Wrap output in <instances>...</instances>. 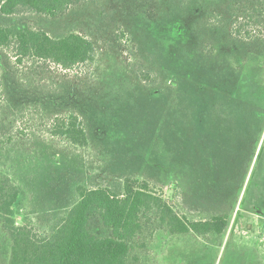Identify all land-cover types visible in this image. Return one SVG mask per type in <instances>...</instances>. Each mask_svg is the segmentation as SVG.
Segmentation results:
<instances>
[{
  "label": "rangeland",
  "instance_id": "1",
  "mask_svg": "<svg viewBox=\"0 0 264 264\" xmlns=\"http://www.w3.org/2000/svg\"><path fill=\"white\" fill-rule=\"evenodd\" d=\"M192 9L91 0L55 18L0 13V26L77 34L95 47L93 62L69 70L0 48V172L23 190L18 223L47 235L78 186L135 178L190 221L229 217L220 236L154 233L143 264H264V128L252 115L264 111V59L213 41ZM71 114L84 148L55 135ZM90 231L109 235L99 219ZM8 255L0 233V264Z\"/></svg>",
  "mask_w": 264,
  "mask_h": 264
},
{
  "label": "trees",
  "instance_id": "2",
  "mask_svg": "<svg viewBox=\"0 0 264 264\" xmlns=\"http://www.w3.org/2000/svg\"><path fill=\"white\" fill-rule=\"evenodd\" d=\"M79 1L91 0H4L0 13L14 16L28 11L55 18ZM177 1L180 8H193L192 23L213 41L220 37L235 47L232 53L264 59V0ZM9 46L17 62L49 61L64 70L93 62L95 54L93 43L83 36L51 38L42 30L17 23L0 26V48ZM140 79L147 81L144 76ZM257 112L252 115L262 130L264 111ZM55 135L79 148L87 146L85 129L74 114L56 126ZM75 191L77 201L56 220L49 234L40 236L28 224L17 222L15 211L23 190L0 172V233L8 243L7 264H143L154 233L163 232L170 239L188 234L220 236L229 226L226 214L188 220L146 180L125 178L106 187L78 186ZM95 219L108 229V236L91 233L90 223Z\"/></svg>",
  "mask_w": 264,
  "mask_h": 264
}]
</instances>
